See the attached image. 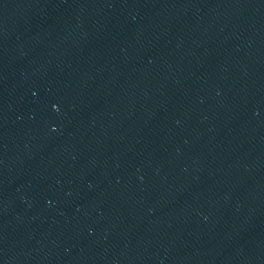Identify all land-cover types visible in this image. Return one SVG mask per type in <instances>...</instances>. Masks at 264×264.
<instances>
[{
    "label": "water",
    "instance_id": "1",
    "mask_svg": "<svg viewBox=\"0 0 264 264\" xmlns=\"http://www.w3.org/2000/svg\"><path fill=\"white\" fill-rule=\"evenodd\" d=\"M0 264H264V0H0Z\"/></svg>",
    "mask_w": 264,
    "mask_h": 264
}]
</instances>
